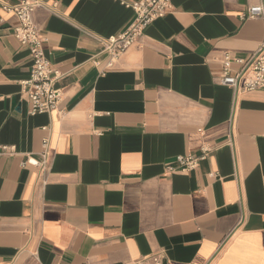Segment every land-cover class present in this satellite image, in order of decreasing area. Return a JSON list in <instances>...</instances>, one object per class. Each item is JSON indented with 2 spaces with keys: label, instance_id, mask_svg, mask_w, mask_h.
Instances as JSON below:
<instances>
[{
  "label": "crops",
  "instance_id": "crops-1",
  "mask_svg": "<svg viewBox=\"0 0 264 264\" xmlns=\"http://www.w3.org/2000/svg\"><path fill=\"white\" fill-rule=\"evenodd\" d=\"M32 18L62 77L58 109L28 112L29 48L0 0V264H264V86L221 83L222 55L264 40L263 0H172L104 68L101 39L134 0H44ZM94 58L98 64H95ZM47 140L42 164V141ZM205 159L189 171L177 156Z\"/></svg>",
  "mask_w": 264,
  "mask_h": 264
},
{
  "label": "built area",
  "instance_id": "built-area-1",
  "mask_svg": "<svg viewBox=\"0 0 264 264\" xmlns=\"http://www.w3.org/2000/svg\"><path fill=\"white\" fill-rule=\"evenodd\" d=\"M44 5V0H15L14 3L2 4L5 11L13 12L16 17V22L12 26V35L21 45H26L29 48L31 56L29 76L22 80L20 85L21 91L28 98V112L31 115L56 111L63 98V90L56 85L62 74L47 58L43 47L44 37L32 18L34 10ZM128 6L132 8L134 16L127 28L117 35L101 39L102 49L99 53L105 56L104 68L112 66L153 20L167 14L172 9V0H134ZM247 16L251 18L263 17L264 0L262 5L249 7ZM93 62L98 64L96 58ZM220 77L223 85L237 87L241 91L250 92L263 87L264 40L246 59L238 58L230 52H224ZM46 145L47 140L44 139L40 160L28 156L23 164L38 165L39 161L42 164L46 158ZM12 151L11 147L0 145V155ZM208 152L209 148H202V153L199 156L193 154L177 156L175 162L178 166L167 165L166 170L168 172L192 170L206 158ZM162 263V254L155 253L127 264Z\"/></svg>",
  "mask_w": 264,
  "mask_h": 264
}]
</instances>
